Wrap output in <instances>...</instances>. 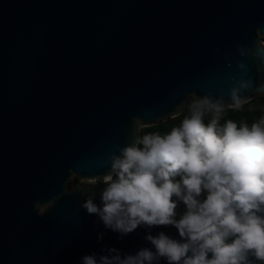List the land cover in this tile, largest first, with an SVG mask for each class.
Masks as SVG:
<instances>
[{"label":"water","instance_id":"obj_1","mask_svg":"<svg viewBox=\"0 0 264 264\" xmlns=\"http://www.w3.org/2000/svg\"><path fill=\"white\" fill-rule=\"evenodd\" d=\"M237 81L264 96V0H0V264L125 258L155 252L145 237L160 232L185 242L171 225L106 229L81 207H102L89 180L187 97L231 104Z\"/></svg>","mask_w":264,"mask_h":264},{"label":"clouds","instance_id":"obj_2","mask_svg":"<svg viewBox=\"0 0 264 264\" xmlns=\"http://www.w3.org/2000/svg\"><path fill=\"white\" fill-rule=\"evenodd\" d=\"M238 50L244 56L245 49ZM236 84L231 104L210 94L197 98L179 126L118 148L102 178V207L92 196L81 205L121 238L140 226L171 225L185 242L163 232L149 234L145 239L155 252L144 248L121 258L111 248L98 259L95 253L82 257V264H153L161 258L168 264H264V117L251 125L231 119L220 123L226 109L239 110L249 101L241 94L253 84ZM255 91L264 94V84ZM89 183L97 185L98 178ZM179 202L186 211L177 220Z\"/></svg>","mask_w":264,"mask_h":264},{"label":"trees","instance_id":"obj_3","mask_svg":"<svg viewBox=\"0 0 264 264\" xmlns=\"http://www.w3.org/2000/svg\"><path fill=\"white\" fill-rule=\"evenodd\" d=\"M196 99L191 96L187 97L182 110L176 116L160 122L155 125L141 127L138 129V137L146 134L160 133L165 134L173 127L179 126L185 117L190 116L189 105ZM264 117V96H255L251 98L248 103H245L239 110L226 109L221 124L225 123L228 119L235 121L238 125L247 123L251 125L253 122L258 121ZM209 117H205V123H208Z\"/></svg>","mask_w":264,"mask_h":264},{"label":"rangeland","instance_id":"obj_4","mask_svg":"<svg viewBox=\"0 0 264 264\" xmlns=\"http://www.w3.org/2000/svg\"><path fill=\"white\" fill-rule=\"evenodd\" d=\"M102 181V179L98 178V182ZM81 182L76 176H73L68 179V187H71L74 183Z\"/></svg>","mask_w":264,"mask_h":264}]
</instances>
